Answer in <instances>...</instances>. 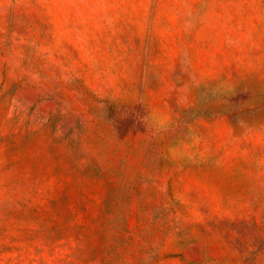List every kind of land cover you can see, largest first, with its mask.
<instances>
[{"label":"rangeland","instance_id":"obj_1","mask_svg":"<svg viewBox=\"0 0 264 264\" xmlns=\"http://www.w3.org/2000/svg\"><path fill=\"white\" fill-rule=\"evenodd\" d=\"M0 264H264V0H0Z\"/></svg>","mask_w":264,"mask_h":264}]
</instances>
